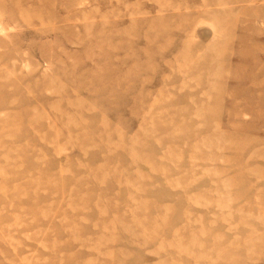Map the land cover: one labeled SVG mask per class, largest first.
Segmentation results:
<instances>
[{
  "label": "rangeland",
  "instance_id": "374dc122",
  "mask_svg": "<svg viewBox=\"0 0 264 264\" xmlns=\"http://www.w3.org/2000/svg\"><path fill=\"white\" fill-rule=\"evenodd\" d=\"M0 264H264V0H0Z\"/></svg>",
  "mask_w": 264,
  "mask_h": 264
}]
</instances>
